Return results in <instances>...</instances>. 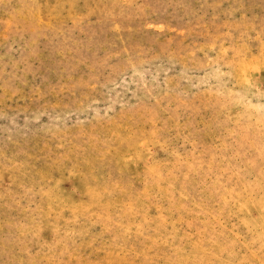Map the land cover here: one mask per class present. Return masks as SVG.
I'll list each match as a JSON object with an SVG mask.
<instances>
[{
  "label": "rangeland",
  "instance_id": "1",
  "mask_svg": "<svg viewBox=\"0 0 264 264\" xmlns=\"http://www.w3.org/2000/svg\"><path fill=\"white\" fill-rule=\"evenodd\" d=\"M0 264H264V0H0Z\"/></svg>",
  "mask_w": 264,
  "mask_h": 264
}]
</instances>
